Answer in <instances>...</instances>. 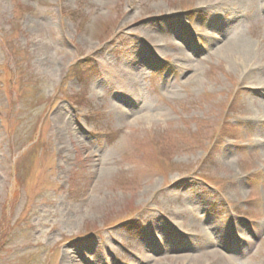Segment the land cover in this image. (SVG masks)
<instances>
[{
	"label": "rangeland",
	"instance_id": "374dc122",
	"mask_svg": "<svg viewBox=\"0 0 264 264\" xmlns=\"http://www.w3.org/2000/svg\"><path fill=\"white\" fill-rule=\"evenodd\" d=\"M232 13L0 0V264H264V85L220 49Z\"/></svg>",
	"mask_w": 264,
	"mask_h": 264
},
{
	"label": "bare ground",
	"instance_id": "6f19581e",
	"mask_svg": "<svg viewBox=\"0 0 264 264\" xmlns=\"http://www.w3.org/2000/svg\"><path fill=\"white\" fill-rule=\"evenodd\" d=\"M214 3L215 6H223L225 10L229 7L232 8L233 13L230 16L228 25L230 29L234 28L227 38H225V43L220 49L225 53V56L230 58L232 61V66H235L239 71L240 78L242 81L248 80L250 84L264 85V63H259V60L264 59V54L260 50V47H256L253 42L248 39L241 31L238 30V24L242 21L245 11L253 10L254 14H259L264 10L263 0H207ZM227 12V11H226ZM226 25V26H228ZM236 28V30H235ZM256 35H260L261 32L264 34V26L262 28H254ZM264 40V38H263ZM263 103L257 106L262 108ZM109 251V248L106 250ZM100 256L104 255L102 250L100 251Z\"/></svg>",
	"mask_w": 264,
	"mask_h": 264
}]
</instances>
